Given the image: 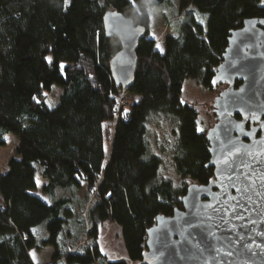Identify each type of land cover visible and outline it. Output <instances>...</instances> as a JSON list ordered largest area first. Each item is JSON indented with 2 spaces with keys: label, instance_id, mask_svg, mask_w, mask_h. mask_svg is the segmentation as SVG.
Instances as JSON below:
<instances>
[{
  "label": "trees",
  "instance_id": "1",
  "mask_svg": "<svg viewBox=\"0 0 264 264\" xmlns=\"http://www.w3.org/2000/svg\"><path fill=\"white\" fill-rule=\"evenodd\" d=\"M166 1L0 0V145L12 132L20 155L0 174V264H37L32 251L48 247L53 264H139L147 230L158 215L182 207L189 185L158 177L161 161L149 154L147 140L152 115L176 124L178 174L198 183L214 177L207 130L199 129L198 109L183 99V86L187 79L216 84L231 31L264 16V0H180L177 33L161 50L149 36L148 9ZM108 9L147 30L128 89L112 78L110 61L121 44L105 33ZM53 85L63 91L49 106L43 90ZM125 92L136 98L118 109ZM84 185L95 199L77 217ZM106 223L119 228L122 255L104 250L99 231Z\"/></svg>",
  "mask_w": 264,
  "mask_h": 264
},
{
  "label": "water",
  "instance_id": "2",
  "mask_svg": "<svg viewBox=\"0 0 264 264\" xmlns=\"http://www.w3.org/2000/svg\"><path fill=\"white\" fill-rule=\"evenodd\" d=\"M103 21L121 44L110 61L112 78L128 89L146 27L117 9ZM214 81L226 84L207 130L214 177L190 183L182 207L157 216L139 264H264V16L231 31Z\"/></svg>",
  "mask_w": 264,
  "mask_h": 264
},
{
  "label": "rangeland",
  "instance_id": "3",
  "mask_svg": "<svg viewBox=\"0 0 264 264\" xmlns=\"http://www.w3.org/2000/svg\"><path fill=\"white\" fill-rule=\"evenodd\" d=\"M102 1V0H100ZM179 2L180 0H167L161 6H151L148 11L150 14L149 36L156 40V47L164 49V40L169 34H176V26L179 24ZM226 87V84L216 83L212 87H206L193 79H187L183 86V99L193 103L199 112L198 127L200 130H208L215 122V113L212 110V104L215 97ZM44 95L49 106H55L60 98L63 88L59 85H53L51 90L44 89ZM136 95L132 92H125L118 97L117 103L119 108L128 109ZM114 121L105 123L106 141H105V162L107 165L112 148V136L115 128ZM176 124L171 118L163 115H152L148 122V147L149 154L157 155L160 158V166L158 177L160 179L172 180L174 186L181 187L185 182L190 184L193 182L191 178L184 179L181 177L174 163V144L177 137ZM6 143L0 145V174L8 171L10 160L13 157L20 158L17 153L18 137L8 132L5 134ZM44 181L39 182L42 187ZM39 187V188H40ZM38 191V190H37ZM80 204L76 207L77 217L85 215L89 206L94 202V193L84 187L80 190ZM74 228L75 222L71 225ZM99 239L104 250L113 257L117 254L124 253V245L120 237V230L114 223H106L99 231ZM52 249L50 247L32 251L34 260L40 264H48L51 261Z\"/></svg>",
  "mask_w": 264,
  "mask_h": 264
},
{
  "label": "built area",
  "instance_id": "4",
  "mask_svg": "<svg viewBox=\"0 0 264 264\" xmlns=\"http://www.w3.org/2000/svg\"><path fill=\"white\" fill-rule=\"evenodd\" d=\"M37 264H40V263H37ZM48 264H53L52 262H49Z\"/></svg>",
  "mask_w": 264,
  "mask_h": 264
},
{
  "label": "snow or ice",
  "instance_id": "5",
  "mask_svg": "<svg viewBox=\"0 0 264 264\" xmlns=\"http://www.w3.org/2000/svg\"><path fill=\"white\" fill-rule=\"evenodd\" d=\"M157 47H160L159 45H157Z\"/></svg>",
  "mask_w": 264,
  "mask_h": 264
},
{
  "label": "crops",
  "instance_id": "6",
  "mask_svg": "<svg viewBox=\"0 0 264 264\" xmlns=\"http://www.w3.org/2000/svg\"><path fill=\"white\" fill-rule=\"evenodd\" d=\"M43 185V184H42ZM40 187V186H39Z\"/></svg>",
  "mask_w": 264,
  "mask_h": 264
}]
</instances>
